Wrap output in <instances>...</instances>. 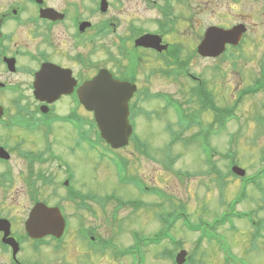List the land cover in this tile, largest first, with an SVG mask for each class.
Segmentation results:
<instances>
[{
	"label": "flooded vegetation",
	"instance_id": "af4514ba",
	"mask_svg": "<svg viewBox=\"0 0 264 264\" xmlns=\"http://www.w3.org/2000/svg\"><path fill=\"white\" fill-rule=\"evenodd\" d=\"M226 32L230 40L218 55L200 50L210 33L221 41ZM146 36L154 45L146 46ZM250 45H264V0H0V264H67L60 252L69 253L72 231L75 248L86 242L101 258V253L118 258L112 249L120 244L103 236L88 222L89 216L110 211L118 221L114 230L124 233L118 214L127 210L124 218L129 220L146 209V178L132 172L131 158L121 151L125 147L113 150L98 135L94 113L82 100L81 89L88 81L107 69L114 79L136 86L131 110L149 95L168 96L169 109L176 110L182 105L170 96L176 91L155 90L156 82L179 85L181 94L188 89L192 94L202 89L213 93L193 64L239 62ZM66 125L100 143L104 150L91 148L103 164L109 162L114 177V170L124 175L117 186H132L138 195L124 199L112 190L98 197L86 190V182L80 185L69 158L74 154L58 135ZM128 146L137 158L146 159L141 136L132 135ZM253 188L264 197V179L244 184V196L249 198ZM260 198L259 209L264 208ZM163 206L157 213L160 222L166 214L185 210L182 205ZM43 207L60 209L65 220L61 237L31 236L27 223L38 211L44 217L49 210ZM252 210H243L247 217L242 219L257 241L264 239V221L254 220L258 209ZM138 230L130 227L126 232L134 239ZM46 256L53 261H44ZM94 264H103L102 259Z\"/></svg>",
	"mask_w": 264,
	"mask_h": 264
},
{
	"label": "rangeland",
	"instance_id": "374dc122",
	"mask_svg": "<svg viewBox=\"0 0 264 264\" xmlns=\"http://www.w3.org/2000/svg\"><path fill=\"white\" fill-rule=\"evenodd\" d=\"M245 52L248 54L247 57L239 62L193 64V69L196 68L197 72L208 79L205 84L212 87L218 107L233 106V101L238 99L239 90L254 85L256 79L261 78L258 84L264 86V45H250L245 48ZM178 86L161 80L156 82L154 89L176 91V94L170 96L186 103L179 108L180 111L165 107L170 100L168 96L149 99L147 98L149 95L146 96V103L140 104L142 110H139L143 113L138 110L134 113V134L146 140V159L137 158L132 153L133 146L121 150L131 158L132 172L146 178V189L156 193L163 192L168 197L160 198L155 195L156 193L153 195L147 192L143 198L146 199V209L140 210V215L132 216L129 221L124 218L127 211L124 210L123 213L118 214V217L126 226V231L130 227L139 229L134 237L137 240L136 250L141 255V264H174L173 257L181 249L187 250V256H193L194 260H189L187 264H264V239L253 240L249 229L246 230L245 221L229 219V223L220 226L216 232H213L207 224H202V222L212 224L217 217H222L224 211L228 212L229 205L239 196L241 185L246 184L240 176L229 173L230 163L245 168L247 174H254L258 168L264 166L261 158L264 156V91L245 96L238 107H235L236 116L227 121L224 129H219L217 124L214 125L213 134L208 140L205 137H193L192 134L199 130L198 127L185 131L177 123L179 114L192 116L194 114L192 111L200 112L205 126L216 121L215 114L201 106L203 101L201 102L198 96L200 91L192 94L188 89L186 93L181 94L177 91ZM86 116L91 117L87 113ZM61 128H63L61 134H58L61 137V144L64 148L71 149L74 154L75 161L73 155L68 157L74 162V166L71 164L72 172H78L75 179L80 185L83 182L87 183V188L83 187V189L92 191L98 197L110 194L112 190H116L124 199L138 195L136 188L132 186L128 188L117 186L116 182L122 180L124 175L118 176L114 170V177L113 171L107 165L109 162L103 164L104 160L91 148V145H94L97 150H104L98 145L100 143H96L97 141L92 137H84L71 125ZM179 134L182 137L172 143ZM42 140L41 143L45 146L47 141L43 138ZM213 150L214 154L211 158ZM209 159H211L210 163H208ZM221 181L224 182L223 186ZM249 193V198L244 196L246 200L237 203V212L257 208L258 214L252 218L264 221L262 218L264 208L259 209V204L263 202L260 197H264L261 193L258 194L255 188ZM102 199L109 200V198ZM163 204L169 209L184 206L185 210H179L180 213L188 214L192 224L197 225L196 227L200 228L202 233L205 232L207 237L214 238L211 241L203 239L197 244L201 232L191 231L181 226L182 222H180L173 228L170 239L166 238L158 245H147L146 237L153 236L161 228L157 213L165 209L164 206L159 207ZM71 207L70 211L75 210L74 206ZM126 208L130 207L126 206ZM106 209L109 210L110 207ZM88 222L103 236L115 239L121 248L127 249L126 247H131L135 242L126 231L117 233L114 230L113 225L116 226L118 221L111 218L110 211L96 217L92 214ZM235 223L238 225L237 228L234 227ZM73 235L74 231L69 237V244L72 246L69 253L67 252L68 258L65 251L60 252V257L66 258L67 264L91 262L94 264L101 259L103 264H135L134 255L113 258L108 253H101L104 256L101 258L99 253L90 250L86 242H81L79 249L75 248L73 245L77 242H74ZM178 241L182 244L177 246ZM52 259L51 256L44 257V261L50 263Z\"/></svg>",
	"mask_w": 264,
	"mask_h": 264
},
{
	"label": "water",
	"instance_id": "95a60500",
	"mask_svg": "<svg viewBox=\"0 0 264 264\" xmlns=\"http://www.w3.org/2000/svg\"><path fill=\"white\" fill-rule=\"evenodd\" d=\"M235 32V31H232ZM231 33V32H230ZM228 32L222 35L221 41L209 34V37L200 46V50L211 51L210 55L216 56L224 49L225 42L229 39ZM152 39L146 36V46H151ZM136 86L129 83L121 82L113 78L107 69H103L100 73L88 81L81 89V97L89 111L94 112L95 120L98 124L102 137L113 148L118 149L129 143L130 136L133 134V126L130 123L129 101L136 91ZM233 171L244 176L246 171L238 166L233 167ZM44 217H48V221H40V212L31 216L28 221V230L33 237L39 238L44 235L52 234L57 237L62 236L65 221L58 208L49 209ZM186 251H181L177 255V263L183 264L186 261Z\"/></svg>",
	"mask_w": 264,
	"mask_h": 264
},
{
	"label": "trees",
	"instance_id": "16d2710c",
	"mask_svg": "<svg viewBox=\"0 0 264 264\" xmlns=\"http://www.w3.org/2000/svg\"><path fill=\"white\" fill-rule=\"evenodd\" d=\"M198 96H199V99L201 100V102L203 101V103H202L203 109L204 108L211 109L214 112L215 118H216V121H214L215 124H219L221 127H223L226 125V123H227L226 121H228L229 119H231L234 116L235 107L237 106V103L230 108H221V107H218L215 102L212 104H209L210 102L208 103V98L210 97V94H208L207 92L200 91ZM181 116H183L182 120H186L189 125L192 126V124H194L193 116H188L185 114H181ZM213 153H214V151H212L211 157L213 156ZM209 161H210V159H209ZM220 223H223V222L222 221L221 222L216 221V225H219ZM166 229H165L166 232L163 235L156 234V235L151 236V237L150 236L146 237V242H148L147 245L148 244L157 245V244H160L165 238H171V236L169 235V231H171V229H169V228H166ZM198 229H200V228H198ZM180 244H182L181 241H178L176 243L177 246ZM192 259H193V256L190 255L189 260H192Z\"/></svg>",
	"mask_w": 264,
	"mask_h": 264
}]
</instances>
